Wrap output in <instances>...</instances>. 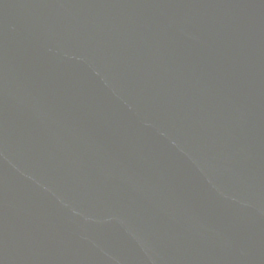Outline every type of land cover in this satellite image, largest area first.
<instances>
[{"label": "water", "instance_id": "obj_1", "mask_svg": "<svg viewBox=\"0 0 264 264\" xmlns=\"http://www.w3.org/2000/svg\"><path fill=\"white\" fill-rule=\"evenodd\" d=\"M0 264H264V0H0Z\"/></svg>", "mask_w": 264, "mask_h": 264}]
</instances>
